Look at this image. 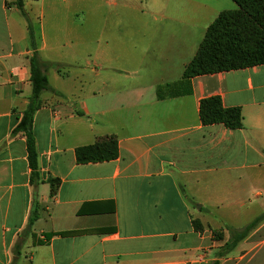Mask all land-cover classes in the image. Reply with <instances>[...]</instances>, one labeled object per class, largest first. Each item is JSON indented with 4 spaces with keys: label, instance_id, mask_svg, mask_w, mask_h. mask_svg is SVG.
Masks as SVG:
<instances>
[{
    "label": "crops",
    "instance_id": "crops-1",
    "mask_svg": "<svg viewBox=\"0 0 264 264\" xmlns=\"http://www.w3.org/2000/svg\"><path fill=\"white\" fill-rule=\"evenodd\" d=\"M21 1L30 27L0 0V264H264V220L221 257L227 225L210 223L237 228L252 219L215 211L264 208V64L183 77L235 2ZM34 50L60 71L44 68L54 92L33 114L32 184L25 138L10 133L32 100ZM211 95L240 107L241 129L201 124ZM108 135L115 159L75 161L77 146Z\"/></svg>",
    "mask_w": 264,
    "mask_h": 264
},
{
    "label": "trees",
    "instance_id": "trees-1",
    "mask_svg": "<svg viewBox=\"0 0 264 264\" xmlns=\"http://www.w3.org/2000/svg\"><path fill=\"white\" fill-rule=\"evenodd\" d=\"M237 7L221 11L206 28L204 37L196 53L185 65L184 78L217 73L233 69L264 64V0H233ZM21 14L30 22L23 10L22 1L15 0ZM32 100L21 112V116L11 130L10 136L22 135L25 138L27 160L31 169L30 182L33 184L37 175V151L32 131L33 114L40 107L39 95L42 91L54 90L49 86L44 68L48 65L60 71V64L42 62L34 50L29 58ZM199 120L203 125L221 123L229 129H241L243 116L238 106L225 107L219 95L202 98L199 102ZM77 163L101 162L115 159L118 156L117 141L113 135L99 137L95 142L77 146L74 149ZM51 192H55L58 178H50ZM36 219L33 214L29 223ZM264 220V212L240 227H226L229 232L227 241L219 247L217 257L229 253L239 241L244 239L257 225ZM193 226L201 229L200 222L193 220ZM63 234V233H58ZM53 234H47V238ZM213 239L220 233L212 230ZM211 264H219L214 260Z\"/></svg>",
    "mask_w": 264,
    "mask_h": 264
},
{
    "label": "rangeland",
    "instance_id": "rangeland-1",
    "mask_svg": "<svg viewBox=\"0 0 264 264\" xmlns=\"http://www.w3.org/2000/svg\"><path fill=\"white\" fill-rule=\"evenodd\" d=\"M259 208L260 207L258 204H247L245 206L234 205L223 209L220 208V210H218V212L215 211V213H218L217 216H220V218H234L236 220L233 223L242 224L248 222V220L253 219L259 213ZM262 212H264V208L260 213ZM210 223L211 224L219 223L222 225H227L226 227H233V226H229L228 225L229 223L225 219H222L221 221H211Z\"/></svg>",
    "mask_w": 264,
    "mask_h": 264
}]
</instances>
